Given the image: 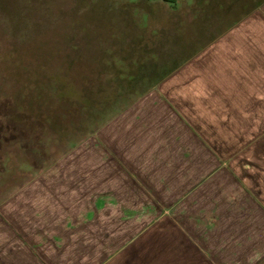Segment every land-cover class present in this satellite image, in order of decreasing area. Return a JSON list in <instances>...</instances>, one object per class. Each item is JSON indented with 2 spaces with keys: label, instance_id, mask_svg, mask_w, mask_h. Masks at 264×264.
<instances>
[{
  "label": "crops",
  "instance_id": "crops-1",
  "mask_svg": "<svg viewBox=\"0 0 264 264\" xmlns=\"http://www.w3.org/2000/svg\"><path fill=\"white\" fill-rule=\"evenodd\" d=\"M186 57L129 96L85 154L55 163L52 216L0 219V264H71L83 222L89 242L101 225L103 258L128 241L134 264H264V199L220 148L222 130H264V2ZM67 194L84 205L57 203ZM58 210L71 217L54 219ZM43 220L60 227L53 239L31 228Z\"/></svg>",
  "mask_w": 264,
  "mask_h": 264
},
{
  "label": "rangeland",
  "instance_id": "rangeland-1",
  "mask_svg": "<svg viewBox=\"0 0 264 264\" xmlns=\"http://www.w3.org/2000/svg\"><path fill=\"white\" fill-rule=\"evenodd\" d=\"M262 2L0 0V219L52 216L55 163L67 156L59 162L64 167L71 155L85 154L87 141L100 139L102 129L129 105V96L147 90L166 74L168 63L188 58ZM221 134L226 137L220 148L231 157L227 165L264 199V130ZM65 197L58 196L57 203L84 205L71 194ZM84 215L77 211V220H86ZM69 217L58 210L54 219ZM44 221L31 228L48 229L53 239L52 230L60 227ZM84 225L76 227L84 239L75 243L79 252L71 264H134L133 242H122L103 258L101 225L88 227L92 242ZM15 229L29 232L28 226ZM59 243L61 249L68 245Z\"/></svg>",
  "mask_w": 264,
  "mask_h": 264
},
{
  "label": "trees",
  "instance_id": "trees-1",
  "mask_svg": "<svg viewBox=\"0 0 264 264\" xmlns=\"http://www.w3.org/2000/svg\"><path fill=\"white\" fill-rule=\"evenodd\" d=\"M164 1H165V2H169V3H175L177 0H164ZM263 2H264V0H263ZM263 2H262V3H263ZM262 3H261V4H262ZM257 8H258V7H257Z\"/></svg>",
  "mask_w": 264,
  "mask_h": 264
}]
</instances>
